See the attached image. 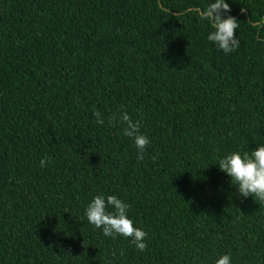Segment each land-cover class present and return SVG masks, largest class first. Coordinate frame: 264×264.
Here are the masks:
<instances>
[{"label":"trees","instance_id":"trees-1","mask_svg":"<svg viewBox=\"0 0 264 264\" xmlns=\"http://www.w3.org/2000/svg\"><path fill=\"white\" fill-rule=\"evenodd\" d=\"M211 2L0 0V264H264V203L218 166L264 145V0H225L228 54ZM121 111L143 160L107 123ZM97 195L130 205L145 252L88 223Z\"/></svg>","mask_w":264,"mask_h":264},{"label":"clouds","instance_id":"clouds-1","mask_svg":"<svg viewBox=\"0 0 264 264\" xmlns=\"http://www.w3.org/2000/svg\"><path fill=\"white\" fill-rule=\"evenodd\" d=\"M243 12L244 9H241ZM230 5L225 0H213L204 9L198 11L199 18L209 21L213 29L207 36L208 41L215 44L225 54L231 53L240 46V40L236 36L239 28L237 19L230 15ZM264 26V17L252 24L259 29ZM96 123L105 124V118L99 111H93ZM109 126L116 124L123 126L122 133L133 140L137 149V159L143 160L145 150L150 144V138L141 132V122L133 119L127 111H121L107 118ZM155 159V157H153ZM50 162L48 157L40 160V166L46 167ZM219 170L225 173L237 187L239 194L245 198L250 195L257 201L264 203V145L243 154L232 152L218 161ZM109 207L112 211H108ZM130 205L119 199L116 195H97L93 197L85 209V217L91 225L101 229L104 236L116 238L117 236L130 238L131 244L136 250L143 253L147 250V233L141 228L135 227L127 212ZM116 253H113L115 256ZM120 255H123L121 250ZM215 264H231L228 254L219 256Z\"/></svg>","mask_w":264,"mask_h":264}]
</instances>
